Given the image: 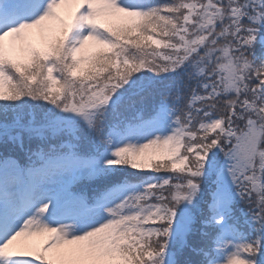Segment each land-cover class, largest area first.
Wrapping results in <instances>:
<instances>
[{
	"label": "snow or ice",
	"instance_id": "obj_1",
	"mask_svg": "<svg viewBox=\"0 0 264 264\" xmlns=\"http://www.w3.org/2000/svg\"><path fill=\"white\" fill-rule=\"evenodd\" d=\"M0 264H264V0H0Z\"/></svg>",
	"mask_w": 264,
	"mask_h": 264
}]
</instances>
